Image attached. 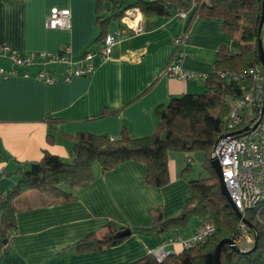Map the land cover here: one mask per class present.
<instances>
[{
  "label": "crops",
  "instance_id": "1",
  "mask_svg": "<svg viewBox=\"0 0 264 264\" xmlns=\"http://www.w3.org/2000/svg\"><path fill=\"white\" fill-rule=\"evenodd\" d=\"M54 6L71 9V29L47 26ZM103 13L110 14L107 1ZM97 16L96 0H0V44L21 54L57 53L69 45L78 59L103 42L98 40ZM119 24L113 21L108 32ZM183 26L178 13H142V29L118 41L109 57L95 55L88 75L66 78L64 64L51 65L53 82L37 77L38 65L17 66L0 57V67L8 71L0 73V196L17 183L18 167L39 161L45 151L69 159L68 136L83 131L118 137L124 127L133 136H146L157 127L158 105L206 91L205 78L179 80L165 71L172 39ZM221 46L233 54L240 50L236 34L223 29L221 18H196L185 41L183 67L209 74ZM14 68L16 73H10ZM186 156L170 151L172 179L163 188L147 184L144 162L128 160L104 172L100 165L94 168L95 180L76 188L71 201L50 202L52 197L37 189L21 193L24 209L7 253L0 239V264H127L148 253L182 251L181 244L166 241L177 234L191 236L199 220L165 232L133 231L121 243L98 250L80 252L75 245L90 232L105 234L110 220L130 228L150 227L158 206L166 218L178 215L192 194L188 178L194 177L182 176Z\"/></svg>",
  "mask_w": 264,
  "mask_h": 264
},
{
  "label": "trees",
  "instance_id": "2",
  "mask_svg": "<svg viewBox=\"0 0 264 264\" xmlns=\"http://www.w3.org/2000/svg\"><path fill=\"white\" fill-rule=\"evenodd\" d=\"M97 22L100 25L98 40L104 39L113 21H119L126 10L139 7L143 13L169 15L187 11V25L196 18L218 17L223 21V29L236 34L240 50L231 53L226 46L218 50L214 71L206 75L207 90L203 93H185L172 97L167 103L156 108L158 119L154 132L146 136H133L124 127L118 137L90 132H78L67 137L70 158L64 159L48 151L39 161L19 166L15 186L0 196V239H8L4 244L7 253L12 249L10 240L17 229V215L24 209L19 195L29 189H37L52 198L50 202H67L75 198L74 190L92 183L96 174L94 163L101 170H111L118 164L137 160L146 164V182L155 188H163L172 179L169 153L180 151L187 154L182 176L187 177L192 170V152L204 151V166L208 177L188 178L192 194L186 200L181 212L172 217H164L161 206L154 208V221L150 227L130 228L108 221L105 234L90 232L80 239L75 247L80 252L98 250L121 243L127 236L117 233L133 231L165 232L187 227L194 219L212 221L215 232L204 243L184 247L180 252H169L158 259L156 254L148 253L127 264H216L214 251L223 238H234L243 232H251L253 239L238 243L241 250L229 244L222 248V264H264V198L246 210L245 218L252 224L248 226L240 219L233 206L222 194L219 177L212 166L213 149L226 132L237 129L229 127L232 102L244 97L252 79L248 70L261 64L259 38L263 40L264 25L259 32L262 0H96ZM107 1L110 14L103 13ZM221 70H231L241 74L239 79H228ZM256 120L264 123V111L258 110ZM245 122L239 129L246 127ZM238 129V130H239ZM52 136H50L51 139ZM46 203V201H44ZM243 223H245L243 225ZM255 236L258 237L256 249ZM245 242V240H243Z\"/></svg>",
  "mask_w": 264,
  "mask_h": 264
},
{
  "label": "built area",
  "instance_id": "3",
  "mask_svg": "<svg viewBox=\"0 0 264 264\" xmlns=\"http://www.w3.org/2000/svg\"><path fill=\"white\" fill-rule=\"evenodd\" d=\"M142 10L134 7L125 11L119 20V27L113 32H108L98 50H87L82 57L74 59L71 55V47L64 46L57 53L45 51L19 53L18 50L7 44H0V57L9 59L17 66L38 65L40 70L37 77L47 82H53L55 75L51 65L64 64V76L70 78L74 75H88L93 69V58L101 55L107 58L111 55L113 46L126 35L139 32L142 29ZM178 15L183 20L182 31L172 39L173 53L170 62L166 66V73L179 80H192L205 78L200 72L185 69L182 65L186 55L185 41L188 38L192 24L187 25L188 12L179 11ZM47 26L52 29H71L72 11L69 7L54 6L47 17ZM251 85L244 97L232 102V110L229 116V127L239 129V126L249 122L250 128L242 133L226 132L217 140L213 156L219 159L223 180L236 207L245 216L246 210L256 206L264 198V123L255 119L258 110L263 107L264 100V68L262 64L255 65L249 70ZM0 73L8 71L0 67ZM10 73H16L12 69ZM221 75L228 79H239L241 74L231 70H221ZM25 75H29L25 73ZM263 113V112H262ZM246 126V127H247ZM239 129V130H238ZM245 223H243L244 225ZM216 226L212 221L200 222L191 236L184 237L177 234L170 237L166 244H181L183 247H191L196 243L206 242L215 232ZM237 244L241 241H251L252 233L243 232L242 235L232 238ZM165 253L156 254L162 259Z\"/></svg>",
  "mask_w": 264,
  "mask_h": 264
},
{
  "label": "water",
  "instance_id": "4",
  "mask_svg": "<svg viewBox=\"0 0 264 264\" xmlns=\"http://www.w3.org/2000/svg\"><path fill=\"white\" fill-rule=\"evenodd\" d=\"M263 25H264V0H262V13H261V20H260V26H259V32L261 34L262 29H263ZM259 52H260V58H261V64L264 68V48H263V40L262 38H259ZM264 111V100H263V107H262V112ZM250 127L247 126L239 131H237L238 133H242L245 130H248ZM211 163L213 168L215 169L218 177H219V181H220V188H221V192L222 194L227 198V200L229 201V203L233 206L237 216L242 219L248 226L252 227V224L245 218V216L243 215V213L236 207L229 191L228 188L223 180V174H222V168L219 162V159L215 156L212 157L211 159ZM132 232V230L129 229H125L119 233H117L118 236H128L130 235ZM8 241V239H4V243H6ZM257 242H258V237L255 236V244L252 248V250L256 249L257 246ZM225 244H229L233 249L240 251L241 248L240 246L232 239V238H223L221 239L214 251V257H215V261L216 264H222L221 262V253H222V248Z\"/></svg>",
  "mask_w": 264,
  "mask_h": 264
},
{
  "label": "rangeland",
  "instance_id": "5",
  "mask_svg": "<svg viewBox=\"0 0 264 264\" xmlns=\"http://www.w3.org/2000/svg\"><path fill=\"white\" fill-rule=\"evenodd\" d=\"M191 157H193V162H192V170L189 173L191 177L194 178H199V177H208L209 176V171L207 168L204 166V158H205V153L204 151H196L192 152ZM94 168H99L98 162L94 163ZM248 242V241H247ZM246 243L241 241V244Z\"/></svg>",
  "mask_w": 264,
  "mask_h": 264
}]
</instances>
